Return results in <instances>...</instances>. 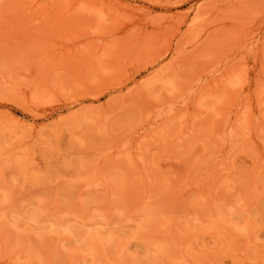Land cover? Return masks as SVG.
Returning a JSON list of instances; mask_svg holds the SVG:
<instances>
[{
  "label": "rangeland",
  "instance_id": "rangeland-1",
  "mask_svg": "<svg viewBox=\"0 0 264 264\" xmlns=\"http://www.w3.org/2000/svg\"><path fill=\"white\" fill-rule=\"evenodd\" d=\"M0 264H264V0H0Z\"/></svg>",
  "mask_w": 264,
  "mask_h": 264
}]
</instances>
